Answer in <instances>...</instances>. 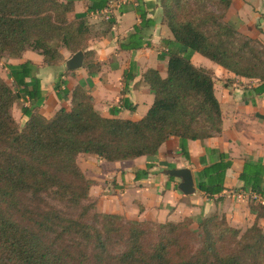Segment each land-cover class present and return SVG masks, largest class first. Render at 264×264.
Wrapping results in <instances>:
<instances>
[{
	"label": "trees",
	"instance_id": "trees-1",
	"mask_svg": "<svg viewBox=\"0 0 264 264\" xmlns=\"http://www.w3.org/2000/svg\"><path fill=\"white\" fill-rule=\"evenodd\" d=\"M89 1L85 12L70 19L75 0H0V59L4 54L20 57L31 48L54 66L64 60L60 49L65 47L71 53L83 50L84 65L90 73L96 71L87 49L85 17L110 0ZM205 1L219 12L199 7L189 11L190 2ZM139 2L143 25L146 12L144 1ZM229 5L230 0H161L177 48L170 52L165 77L154 68L144 73L154 100L140 119L102 115L81 84L69 90L63 79L54 88L62 99L71 93V107L46 117L37 110L44 96L34 64L8 66L13 84L0 76V264H264V232L258 224L264 204L252 203L256 220L243 234L226 224V217L218 221L217 213L204 218L198 230L189 229V217L150 226L100 212L90 201L93 181L78 163L80 153L107 161L152 156L173 135L189 157L188 140L220 133L215 75L192 61L195 52L237 76L258 79L256 90H264V44L263 50L256 49L255 39L225 20ZM131 42L136 48L144 43L137 28ZM21 95L30 98L22 107L28 116L22 128L12 112ZM231 164L221 154L220 160L204 166L198 188L210 195L222 192ZM152 166L147 163L136 177L147 175ZM242 179L248 187L251 181ZM253 188L264 196V188ZM194 240L200 243L196 250L190 249ZM116 245L121 249L116 251ZM230 245L234 247L223 252Z\"/></svg>",
	"mask_w": 264,
	"mask_h": 264
},
{
	"label": "crops",
	"instance_id": "crops-1",
	"mask_svg": "<svg viewBox=\"0 0 264 264\" xmlns=\"http://www.w3.org/2000/svg\"><path fill=\"white\" fill-rule=\"evenodd\" d=\"M139 1L110 0L104 9L88 12L85 17L89 26L87 49L92 51L91 62L98 67L96 71L90 73L85 65L66 69L65 61L73 54L67 48L66 51L60 49L64 60L54 66L48 65L42 54L30 48L20 57L7 55V64L1 69L0 76L12 85L7 66L33 63L34 74L40 79L44 96L37 110L46 117H52L61 107H71V93L62 99L54 88L58 80L63 79L67 81L69 90L81 84L93 97L94 107L102 115L140 119L154 100L144 73L154 68L165 77L170 52L177 47L172 44L174 35L164 20L161 0H143L142 9L146 12L143 25L138 12ZM89 3V0H75L74 11L69 18L85 12ZM225 20L244 35L264 43V0H230ZM136 28L144 40L138 48L131 42ZM210 60L198 52L192 55L196 65L214 72V91L220 103L222 130L203 141L188 140L189 157L181 153L180 140L174 135L152 156L107 161L96 154H79L78 158L83 154L98 163L90 173L79 165L93 181L90 196L97 194V205L103 209L101 211L132 219L165 222L185 217L195 220L222 210L232 225L240 228L256 220L251 205L264 204V196L253 188H264V90H256L261 84L258 79L237 76ZM21 97L23 106L30 104L27 95ZM15 104L12 112L17 121L20 118L24 124L28 116L23 112L16 113ZM221 154L226 155L232 164L226 171L224 190L210 195L198 188V172L220 160ZM149 162L153 166L147 169V175L136 177L137 170L146 169ZM167 167H189L196 192L190 195L182 193L177 187L180 179L163 173V168ZM260 176L263 178L261 182L257 180ZM242 178L251 181L248 187Z\"/></svg>",
	"mask_w": 264,
	"mask_h": 264
},
{
	"label": "rangeland",
	"instance_id": "rangeland-1",
	"mask_svg": "<svg viewBox=\"0 0 264 264\" xmlns=\"http://www.w3.org/2000/svg\"><path fill=\"white\" fill-rule=\"evenodd\" d=\"M191 3V6L188 8L189 9V11L190 10H195L197 7H199L200 9H201V11L203 12V11H216V12H219L218 11V9H217V7H216V5L215 4H213V3H210V2H207V1H205V2H203L204 4H201V3H198V4H194L193 2H190ZM253 39H255V38H253ZM264 43H263V41L262 40H260V39H255V42H253V46H255L256 47V49H258V50H263V47H262V45H263ZM62 50L63 51H66V49H65V47H62ZM6 56H7V54H4L2 57L3 58H1L0 59V71H1V69L3 68V67H5L6 66ZM210 62L212 63V64H215L213 61H211L210 60ZM8 67V66H7ZM5 77V76H4ZM9 77V76H8ZM10 78V77H9ZM15 112L17 113L18 112V114H22V107H23V104H24V100L22 99V97L20 96V97H18L17 99H16V101H15ZM18 122H19V124H20V127L22 128L23 127V125L25 124H21V123H23L21 120H20V118L18 119ZM81 154V153H80ZM85 154H89V153H85ZM93 155V154H92ZM78 161L80 162L79 164L81 165V166H83L84 168H85V170L87 171V173H90V171H92L94 168H95V165L94 164H96V166H97V161L96 160H94L93 158H87L85 155H83L82 154V156H80L79 158H78ZM146 168H147V166H146ZM90 201H92V202H95L96 203V205L98 204L97 203V194H94V196H90ZM97 209L100 211V212H104V211H101V210H103V209H101L98 205H97ZM104 213H111V212H104ZM215 213H217L218 214V221H222V216H224V217H226V224H228V225H230V226H233L232 225V223L230 222V220L227 218V216L225 215V213L221 210V211H219V210H215L214 212H212V213H209V214H205V215H202V216H200L198 219H195L194 220V218H192V217H189V229L190 230H198L199 229V226H200V223L203 221V219L204 218H206V217H208V216H211V215H213V214H215ZM116 214H118V213H116ZM122 215V214H121ZM123 217H124V219H132V218H129V217H126L125 215H122ZM186 218V217H185ZM261 219H263L262 221H260L259 219H258V224L261 226V228H262V230H263V232H264V217H261ZM135 220H138V219H135ZM181 220H183V219H180V220H178V221H181ZM138 221H142V222H146L147 224H149L150 226H154L155 224H158V223H160L159 221H154V220H151V219H149V220H138ZM261 222V223H260ZM254 223V222H253ZM253 223L251 224V225H249V226H247L246 227V225L244 226V227H235V226H233V227H235V228H237V229H240V234H243L249 227H251L252 225H253ZM199 246H200V243L198 242V241H192L191 242V244H190V249H192V250H196L197 248H199ZM234 247V245H230L229 247H227L225 250H227V251H223V252H228V250L230 249V248H233ZM116 251L117 250H120L121 249V246L120 245H116L115 246V248H114Z\"/></svg>",
	"mask_w": 264,
	"mask_h": 264
},
{
	"label": "water",
	"instance_id": "water-1",
	"mask_svg": "<svg viewBox=\"0 0 264 264\" xmlns=\"http://www.w3.org/2000/svg\"><path fill=\"white\" fill-rule=\"evenodd\" d=\"M84 51L78 50L74 52L66 61V69H78L84 65ZM163 173L168 176L177 177L180 179L178 183V189L186 194H194L197 190L193 174L189 167H167L163 168Z\"/></svg>",
	"mask_w": 264,
	"mask_h": 264
}]
</instances>
